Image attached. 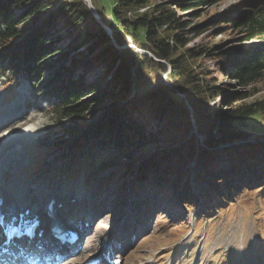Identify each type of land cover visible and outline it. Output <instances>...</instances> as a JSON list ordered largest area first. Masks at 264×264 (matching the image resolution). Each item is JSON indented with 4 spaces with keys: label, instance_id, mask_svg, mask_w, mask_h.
Wrapping results in <instances>:
<instances>
[{
    "label": "trees",
    "instance_id": "obj_1",
    "mask_svg": "<svg viewBox=\"0 0 264 264\" xmlns=\"http://www.w3.org/2000/svg\"><path fill=\"white\" fill-rule=\"evenodd\" d=\"M90 1L110 35L83 0H4L0 4V62L6 59L13 71L55 67L61 57H54L58 51L50 31L60 19L72 33L70 48L62 56H71L68 63L40 91L54 96V121L66 132L69 149L92 154L110 148L131 158L134 151L155 142V149L139 160L140 173L144 169L162 172L187 200L196 196L186 186L181 190L178 180L184 176L189 180L190 173L195 179L206 175L209 194L221 198L247 187V182H259L254 180L264 176V128L250 121L264 116V99L249 101L254 93L245 88L264 78V9L247 17H227L231 24L227 26L239 41L255 43L228 51L220 42L191 43L215 23L196 26L187 14L198 12L194 8L199 3L218 0H187L178 7L172 0H113L109 12ZM130 43L149 53L122 48ZM205 57L215 58L219 71L241 90H231L228 82L215 77ZM79 63L81 70L94 66L103 83L87 84L82 71L73 73ZM164 73L179 93L163 80ZM95 108L106 109V117L78 135ZM68 121L77 124L74 130L67 129ZM252 131L258 133L255 142L216 149L221 143L245 141ZM219 152L230 165L216 170ZM191 161L195 164L191 172L181 169ZM131 165L132 161L128 170ZM247 170L254 180L240 176L247 177ZM198 195L203 200L208 194Z\"/></svg>",
    "mask_w": 264,
    "mask_h": 264
},
{
    "label": "rangeland",
    "instance_id": "obj_2",
    "mask_svg": "<svg viewBox=\"0 0 264 264\" xmlns=\"http://www.w3.org/2000/svg\"><path fill=\"white\" fill-rule=\"evenodd\" d=\"M95 1L98 7L110 11L113 0ZM182 1L187 0H172V3L178 7L176 4ZM3 2L0 0V4ZM194 9L198 12H189L187 18L196 26L203 27L211 22L215 25H210L191 43L207 46L220 42L228 51L240 45H255L254 42L239 41L226 21L227 17L255 14L264 9V0H218L213 4L199 3ZM193 13L196 16L191 19ZM64 27L59 19L50 31L49 38L54 39L58 51L54 57H61L55 67L28 73L9 69L6 59L0 62V117L4 114L8 117L0 121V127L4 126V129L0 128V136L14 126L11 122L15 123L17 118L27 121L21 130L24 133L0 148V153L3 152L0 154V187L3 186L0 189L4 194L12 195L6 198L34 207L50 195H57L60 201L64 200L61 210L68 212L69 216L83 218L94 213L87 231L90 233L84 237L82 233V238L79 237L73 246V250L80 251L73 256L76 259L72 262L79 261L77 257L82 251L85 254L97 251L95 253L101 255H114L116 250L111 247L116 236L130 239L132 234H137L121 252L123 257H116L121 259V264H264V176L254 180L250 170L245 171L247 177L240 173L247 181H260L256 184L247 182V187L228 198H221L209 194L206 175L195 179L190 173L189 180L183 177L178 180L181 190L184 191L182 187L186 186V190L195 196L200 191L209 196L203 200L198 197L187 200L179 198L172 178L162 172L144 169L140 173L139 165L131 171L126 170L131 161L136 165L142 156L154 150L155 142L134 151L131 158L110 148L93 154L78 149L73 153L69 149L66 132L56 126L55 115L50 110L54 96L40 92L71 57H62L70 48L68 43L72 38V33L69 34ZM76 58L81 57L76 54ZM81 63L73 73L82 71L87 84L93 80L103 83L102 73L94 66L81 70ZM205 63L215 77L230 84L231 90H241L219 71V62L215 58L205 57ZM246 89L254 93L249 101L264 99V78ZM92 111L87 122L78 129L103 115L106 109ZM253 120L251 124L264 128V116L258 121ZM68 123L65 126L69 131L76 128L77 124ZM252 133L250 139L258 136V133ZM2 139L0 137V147ZM221 159L214 162L216 170L230 165L227 159ZM194 166L189 162L181 169L191 172ZM125 243L126 239H121L120 246Z\"/></svg>",
    "mask_w": 264,
    "mask_h": 264
},
{
    "label": "bare ground",
    "instance_id": "obj_3",
    "mask_svg": "<svg viewBox=\"0 0 264 264\" xmlns=\"http://www.w3.org/2000/svg\"><path fill=\"white\" fill-rule=\"evenodd\" d=\"M10 117H12V116H10ZM6 118H8L7 117V114H4V115H2L1 117H0V121H2V120H4V119H6ZM27 123V121L26 120H20V119H17V122L16 123H14V126H12V127H9L7 130H6V132L4 133V134H2V136H0L1 138H3L1 141H2V143H3V145H2V147H0V148H4V146L6 147L9 143H11L13 140H14V138H16V137H19V135L20 134H23L24 132H22L21 130H22V128H23V126H25V124ZM33 129V128H32ZM26 131H27V129H25ZM20 132V133H19ZM19 133V134H18ZM32 133V132H31ZM13 134V137H11V135ZM1 135V134H0ZM1 150V149H0ZM1 153H3V152H1ZM0 153V154H1ZM12 196V195H9V193H1L0 192V196ZM4 208H2V212H5L4 210H3ZM57 211H59V210H57ZM1 211H0V213H2ZM54 216H55V214H54ZM92 215L91 214H89L87 217L88 218H90ZM39 219H41V220H43V215L41 214V216H39L38 217ZM78 219H81V217L80 216H78ZM84 229H85V227H80V229H79V231L82 233L83 231H84ZM43 244H45V241H43ZM51 250L50 249H47L46 250V252L48 253V252H50ZM43 255H44V253H43ZM45 258V256H43L41 259L43 260Z\"/></svg>",
    "mask_w": 264,
    "mask_h": 264
},
{
    "label": "water",
    "instance_id": "obj_4",
    "mask_svg": "<svg viewBox=\"0 0 264 264\" xmlns=\"http://www.w3.org/2000/svg\"><path fill=\"white\" fill-rule=\"evenodd\" d=\"M85 1H87V2H86L87 7H88L89 9H91L93 6H92L91 3L89 2V0H85ZM92 14H93L94 17L96 18V20L100 23V25L103 27V29H105V30L107 31L108 35H110V31H109V29L107 28V26H106L104 23H102V22L100 21V19H99L97 13L94 12V11H92ZM138 51L141 52V53H147L146 51L141 50V49L138 50ZM165 76H166V73L164 74V77H165ZM167 84H169V83H167ZM169 86H171V87H172L177 93H179L178 90H177L172 84H169ZM106 114H107V112H105L103 115H101L100 117H98V118L95 119L94 121H92V122H90V123L84 125V126L79 130V132H80V131L82 132L83 130H86V129L90 128L94 122H96V121L99 120L101 117L105 116ZM247 141H248V140H247ZM239 142H245V141H241V140H233V141H231V142L221 143V144H219L217 147L228 146V145L236 144V143H239Z\"/></svg>",
    "mask_w": 264,
    "mask_h": 264
}]
</instances>
